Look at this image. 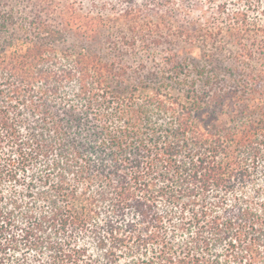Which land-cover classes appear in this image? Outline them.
Wrapping results in <instances>:
<instances>
[{
    "label": "trees",
    "instance_id": "1",
    "mask_svg": "<svg viewBox=\"0 0 264 264\" xmlns=\"http://www.w3.org/2000/svg\"><path fill=\"white\" fill-rule=\"evenodd\" d=\"M82 1L0 0V264H264V0Z\"/></svg>",
    "mask_w": 264,
    "mask_h": 264
},
{
    "label": "rangeland",
    "instance_id": "2",
    "mask_svg": "<svg viewBox=\"0 0 264 264\" xmlns=\"http://www.w3.org/2000/svg\"><path fill=\"white\" fill-rule=\"evenodd\" d=\"M79 0H77V3ZM90 1L91 0H83L81 2V4L79 6L84 7V9H89L92 6L90 5ZM107 13V12H106ZM110 19L107 21V28L105 30L106 34H111L113 36V38L119 39L120 41L123 40V36L125 35H130V30H129V22L126 21H117L114 19V16L110 15ZM158 18L156 16H150L149 20H147V18H141V20L139 21V24H135L134 26H137V35L138 37H141V35L146 36L147 38H152V37H156L159 38L161 40V45H159L156 50H157V56H160L162 54V50H164L166 47L168 46H174L175 48L179 49L181 46L186 45L187 42L180 36H177L176 33H171V31H169V29H167V26L164 25H170V22L168 19L163 18L164 23L162 26L160 27H156V24L158 23ZM148 21H151L150 23H147ZM149 24V25H148ZM172 31L175 32L176 31V26H172ZM152 27L154 30L153 32H151L148 28ZM161 35V37H160ZM195 42V53H201V51L204 49V45H205V40L202 37H197L194 39ZM210 46H208L210 49H214L211 46V43L209 44ZM199 47V48H198ZM127 51H129V49H127ZM137 51L140 53L139 49H137ZM228 53V52H227ZM262 54L259 55V59H261V61H263V66L264 67V56H261ZM257 67H260V65H257ZM261 85L264 87V80H262Z\"/></svg>",
    "mask_w": 264,
    "mask_h": 264
}]
</instances>
